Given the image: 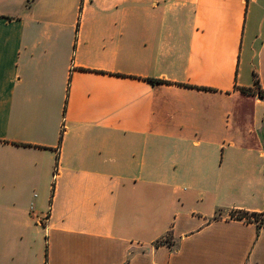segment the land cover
<instances>
[{"label":"crops","instance_id":"obj_1","mask_svg":"<svg viewBox=\"0 0 264 264\" xmlns=\"http://www.w3.org/2000/svg\"><path fill=\"white\" fill-rule=\"evenodd\" d=\"M255 79L264 0H0V264H264Z\"/></svg>","mask_w":264,"mask_h":264},{"label":"trees","instance_id":"obj_2","mask_svg":"<svg viewBox=\"0 0 264 264\" xmlns=\"http://www.w3.org/2000/svg\"><path fill=\"white\" fill-rule=\"evenodd\" d=\"M154 81H159V80H157V79H154ZM241 90L242 91H244V92H251L252 90H255V91H257L259 94H262V93H264V91H262L261 89H260V87H259V84H258V80L257 79H255L254 80V87H253V89L252 88H250V87H242L241 88ZM233 215H235V217H243V218H245L246 220H256V221H262L263 219H264V214H262V213H256V212H248V211H241V210H239V211H237L235 214H233ZM259 216H263L262 218H260ZM259 217V218H258Z\"/></svg>","mask_w":264,"mask_h":264},{"label":"rangeland","instance_id":"obj_3","mask_svg":"<svg viewBox=\"0 0 264 264\" xmlns=\"http://www.w3.org/2000/svg\"><path fill=\"white\" fill-rule=\"evenodd\" d=\"M259 217L262 218L263 216H259ZM259 217H258V218H259Z\"/></svg>","mask_w":264,"mask_h":264}]
</instances>
